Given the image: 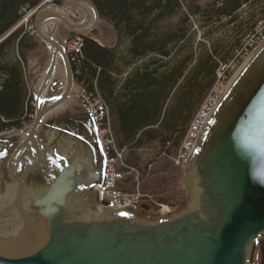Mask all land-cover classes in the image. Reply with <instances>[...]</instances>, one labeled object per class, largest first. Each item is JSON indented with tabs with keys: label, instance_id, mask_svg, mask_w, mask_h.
<instances>
[{
	"label": "water",
	"instance_id": "95a60500",
	"mask_svg": "<svg viewBox=\"0 0 264 264\" xmlns=\"http://www.w3.org/2000/svg\"><path fill=\"white\" fill-rule=\"evenodd\" d=\"M66 2L83 10L79 22L50 5L34 18L49 59L33 79L31 124L0 133V264H257L264 39L231 75L193 140L184 201L152 215L136 204L112 207L100 195L107 160L93 112L72 93L64 42L45 31L55 21L85 35L99 14L90 0Z\"/></svg>",
	"mask_w": 264,
	"mask_h": 264
},
{
	"label": "trees",
	"instance_id": "16d2710c",
	"mask_svg": "<svg viewBox=\"0 0 264 264\" xmlns=\"http://www.w3.org/2000/svg\"><path fill=\"white\" fill-rule=\"evenodd\" d=\"M91 1L113 27L114 42L83 37L74 78L98 93L117 145L135 155L134 167L138 151L155 158L176 149L218 65L234 58L264 19L258 0H212L205 7L198 0ZM36 2L0 0V131L18 127L31 108L21 64L28 36L11 29ZM193 22L202 29L199 39ZM257 262L264 264V239Z\"/></svg>",
	"mask_w": 264,
	"mask_h": 264
},
{
	"label": "rangeland",
	"instance_id": "374dc122",
	"mask_svg": "<svg viewBox=\"0 0 264 264\" xmlns=\"http://www.w3.org/2000/svg\"><path fill=\"white\" fill-rule=\"evenodd\" d=\"M44 1L46 3L53 1L58 2L57 0ZM211 1L212 0H198V4L202 7H205ZM258 1L259 3H261V5L264 6V0ZM39 2L42 4L43 1L39 0L37 5H40ZM60 3H53L50 6L55 8V10L59 13L67 14L72 22L80 21V15H83V10L79 6L70 4L69 2L67 3L66 0H60ZM26 9L27 8H25V10H22L23 13L21 19L11 29H21V34L25 33L28 36V38L24 41V48L22 49V52L24 53L25 58L22 60L21 64L22 76L29 91L27 98L29 100L31 99V108L28 116L20 121L18 125V127H22L21 130L31 124L30 122L32 121L33 117L34 106L32 101V89H35L37 87V84L33 82V79L43 73V70L49 59V50L47 49L45 43L42 42L41 39L37 37V35L33 32L31 20L26 21V17H28L29 15V11ZM261 9L262 10L259 11V15L260 13H262V11H264V7ZM54 22L55 21L47 23L49 24L48 27H45V31L47 33H50L55 39L58 38L61 40L64 37H74V35L68 33V30L62 23ZM259 22L260 23L253 30V35H251L248 40L244 42L243 46L239 50H233L234 58L226 62L225 65H219V71L216 74L215 81L205 92L203 98L200 101V105L198 106L197 111L201 113V110L205 108V106L214 97L215 93L213 92L215 88L217 86H221L228 77L229 73L232 72L234 63L240 61L243 58L242 56L244 52H247L249 45H251L254 40H256V38H258L260 34L264 32V19L260 20ZM193 28L197 31V39L201 38L202 29L198 27L196 22H193ZM85 35L96 38L105 45L113 44L115 37L113 27L103 18H99V21L97 22L93 30L86 33ZM16 52L18 53V51ZM59 68L62 69V67L60 66L58 67V69ZM55 75L56 78L62 76L61 74H59L58 70ZM39 80L40 79L38 77L36 81ZM82 92L83 89L75 81L72 93L78 95ZM29 95L31 96L29 97ZM87 96L91 100H94L93 102H95L100 108H102L101 105L103 106V108L101 109V123L104 127L109 151L112 155L115 156V188L117 190L115 191V193L119 195V198L122 200H136L140 206L148 207L150 210L147 212L152 215L160 213L164 206H166V208L164 209L169 210L179 207L185 199L184 182L182 180L183 157L185 156L183 155L185 150L183 146L184 142L187 140L189 132L187 133L186 139H182L176 149H172L171 154L163 155V153H159L155 157V161V158H150L147 155L148 149L142 153H140L141 151H138L136 155L141 157V163H139L138 167H134L131 161L135 158V155L129 152V150L127 149L119 151L112 140L110 131V119L108 116H106L105 106L102 99L96 92H91L90 95L87 94ZM83 102L87 104V100L84 98V96ZM68 103L69 99L66 100V104ZM194 117L198 116L194 115ZM13 129L20 130L17 127ZM13 129L9 128V130ZM151 159H153L152 163L150 162ZM151 191H153L154 193ZM163 201L164 203H160Z\"/></svg>",
	"mask_w": 264,
	"mask_h": 264
},
{
	"label": "built area",
	"instance_id": "2783aa9c",
	"mask_svg": "<svg viewBox=\"0 0 264 264\" xmlns=\"http://www.w3.org/2000/svg\"><path fill=\"white\" fill-rule=\"evenodd\" d=\"M260 38H262V33L260 34V36L258 37V38H256V40H254V42L251 44V45H249V47H251L252 45H254L255 43H257L259 40H260ZM79 49H80V47H75V51L76 52H78L79 51ZM249 49V48H248ZM248 49H247V51H248ZM246 52H244V54H245ZM237 63V62H236ZM236 63H234V66H233V70H234V67H235V65H236ZM220 64H223V65H225L226 64V62H224V63H220ZM219 64V65H220ZM219 67V66H218ZM218 69V68H217ZM232 70V71H233ZM219 71V69L217 70V72ZM224 84V83H223ZM222 84V85H223ZM221 85V86H222ZM197 116L198 117H195L194 118V120H193V122H192V125H191V128H190V131H189V134H188V136L190 137V140H192V138L196 135V132H197V130L199 129V127H200V125H201V122H202V119H203V114L202 113H199V114H197ZM112 194H113V197H111V200H112V202H113V204L114 205H121L122 203H125V202H128V201H130V200H122V199H120L119 198V195L118 194H116L115 193V191L113 192L112 191Z\"/></svg>",
	"mask_w": 264,
	"mask_h": 264
},
{
	"label": "bare ground",
	"instance_id": "6f19581e",
	"mask_svg": "<svg viewBox=\"0 0 264 264\" xmlns=\"http://www.w3.org/2000/svg\"><path fill=\"white\" fill-rule=\"evenodd\" d=\"M51 81H52V78H51L50 82H51ZM220 87H221V88H220ZM223 87H224V86H217V87L215 88V90H214L213 93L220 92V91L223 89ZM58 93H59V90H58V91H54L52 94L57 95Z\"/></svg>",
	"mask_w": 264,
	"mask_h": 264
},
{
	"label": "flooded vegetation",
	"instance_id": "af4514ba",
	"mask_svg": "<svg viewBox=\"0 0 264 264\" xmlns=\"http://www.w3.org/2000/svg\"><path fill=\"white\" fill-rule=\"evenodd\" d=\"M122 148H124V147H122Z\"/></svg>",
	"mask_w": 264,
	"mask_h": 264
}]
</instances>
